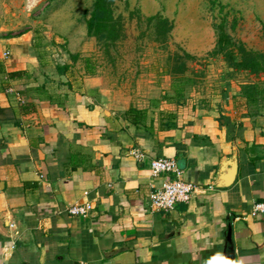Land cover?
<instances>
[{
  "label": "crops",
  "instance_id": "1",
  "mask_svg": "<svg viewBox=\"0 0 264 264\" xmlns=\"http://www.w3.org/2000/svg\"><path fill=\"white\" fill-rule=\"evenodd\" d=\"M4 39L0 264H264V211L252 212L264 203V100L246 104L244 80L201 95L152 72L131 88L79 59H52L50 43L36 55L37 43ZM234 151V181L215 185ZM159 156L195 184L170 210L150 204L174 177L152 174ZM84 201L87 215L66 210Z\"/></svg>",
  "mask_w": 264,
  "mask_h": 264
},
{
  "label": "rangeland",
  "instance_id": "2",
  "mask_svg": "<svg viewBox=\"0 0 264 264\" xmlns=\"http://www.w3.org/2000/svg\"><path fill=\"white\" fill-rule=\"evenodd\" d=\"M92 2L0 0V46L5 37L19 35L30 45L38 44L30 47L36 55L50 43L54 50L47 54L64 60L72 57L71 49L91 73L101 72L139 89L145 88L152 72L158 80L170 74L176 66L174 55L186 51L192 57L182 56L180 61L187 70L172 76L186 93L196 90L201 95L220 88L226 78H251L233 71L223 53L215 51L221 28L232 41L264 51V0H116L114 13L123 28L122 38L113 43L87 34L85 19ZM157 12L173 21L163 42L155 39L146 19Z\"/></svg>",
  "mask_w": 264,
  "mask_h": 264
},
{
  "label": "trees",
  "instance_id": "3",
  "mask_svg": "<svg viewBox=\"0 0 264 264\" xmlns=\"http://www.w3.org/2000/svg\"><path fill=\"white\" fill-rule=\"evenodd\" d=\"M116 0H93L91 9L85 19L86 32L88 35L95 36L97 39L104 38L106 42L113 43L122 38L123 22L115 15ZM147 23L153 27L155 39L158 41H166L173 28V21L168 17L154 13L146 17ZM216 52L224 55L227 65L235 72H245L246 77L240 85V94L244 102L248 105L256 104L264 100V51L247 48L243 42H234L229 35L221 28ZM76 58L77 54H71ZM184 57H192V54L184 52L183 54L174 55V66L170 74L183 73L187 70L184 61H180ZM179 63V64H178ZM20 70L10 71L9 75H19ZM130 111H134L139 115V109L132 107Z\"/></svg>",
  "mask_w": 264,
  "mask_h": 264
},
{
  "label": "built area",
  "instance_id": "4",
  "mask_svg": "<svg viewBox=\"0 0 264 264\" xmlns=\"http://www.w3.org/2000/svg\"><path fill=\"white\" fill-rule=\"evenodd\" d=\"M134 153L141 156L140 151ZM152 174L173 173V178L166 179L161 186L150 192V204L156 210H170L178 202H187L195 189V184L183 178L182 169L178 166L175 158L169 156L155 157L151 161ZM92 209L90 201L76 202L67 207V211L74 215H87ZM264 211V203H256L253 213ZM86 264V263H82Z\"/></svg>",
  "mask_w": 264,
  "mask_h": 264
},
{
  "label": "water",
  "instance_id": "5",
  "mask_svg": "<svg viewBox=\"0 0 264 264\" xmlns=\"http://www.w3.org/2000/svg\"><path fill=\"white\" fill-rule=\"evenodd\" d=\"M220 166H222V170H219L215 178L216 179L215 185L227 186L234 181L236 174H237L238 157H237L236 152L234 151L228 158H223ZM227 240L231 242L230 224L228 225V230H227Z\"/></svg>",
  "mask_w": 264,
  "mask_h": 264
}]
</instances>
